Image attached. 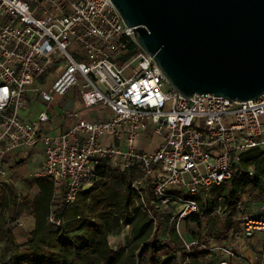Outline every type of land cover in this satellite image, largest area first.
I'll list each match as a JSON object with an SVG mask.
<instances>
[{
  "label": "built area",
  "instance_id": "2783aa9c",
  "mask_svg": "<svg viewBox=\"0 0 264 264\" xmlns=\"http://www.w3.org/2000/svg\"><path fill=\"white\" fill-rule=\"evenodd\" d=\"M125 38L141 49L111 0H0V178L8 176L9 158L38 146L44 161L36 176L53 182L69 204L100 162L137 165L144 177L133 188L149 181L152 204L178 206L179 235L187 248L200 246L183 224L199 212L195 197L242 175V156L264 150V94L244 102L184 98L142 49L122 62ZM74 88L85 108L104 105L112 117L91 122L64 112L75 122L54 134L41 105ZM148 129L161 140L158 150L137 145ZM243 224L237 241L264 235V219ZM208 250L242 260L230 246Z\"/></svg>",
  "mask_w": 264,
  "mask_h": 264
},
{
  "label": "trees",
  "instance_id": "16d2710c",
  "mask_svg": "<svg viewBox=\"0 0 264 264\" xmlns=\"http://www.w3.org/2000/svg\"><path fill=\"white\" fill-rule=\"evenodd\" d=\"M123 42L122 62L141 52L132 40ZM241 167L242 175L194 198L199 212L185 222L196 224L198 230L190 239L201 245L191 248L176 228L179 207L152 204L149 181L139 191L133 188L144 177L137 165L100 162L69 204L64 192L56 194L54 183L46 178H37V194L23 199L7 184L0 195V264H216L212 258L217 254L209 248L233 247L245 217L264 219L245 213L248 204L264 208V150L245 153ZM20 207L35 221L25 243L13 230L21 223L16 216ZM125 228L129 233L124 244L114 249L109 236Z\"/></svg>",
  "mask_w": 264,
  "mask_h": 264
},
{
  "label": "water",
  "instance_id": "95a60500",
  "mask_svg": "<svg viewBox=\"0 0 264 264\" xmlns=\"http://www.w3.org/2000/svg\"><path fill=\"white\" fill-rule=\"evenodd\" d=\"M179 95L264 94V0H111Z\"/></svg>",
  "mask_w": 264,
  "mask_h": 264
},
{
  "label": "crops",
  "instance_id": "0c3cea01",
  "mask_svg": "<svg viewBox=\"0 0 264 264\" xmlns=\"http://www.w3.org/2000/svg\"><path fill=\"white\" fill-rule=\"evenodd\" d=\"M70 94H74V98L80 99L81 105L77 108L75 99L70 97ZM65 101L56 104L54 102L47 106V110L51 116V124L53 126V133L60 134L66 131L75 122L74 118L69 117L65 113L77 112L81 117L91 122L105 121L112 117V112L104 105H98L93 108H85L77 90L72 89L67 96L64 97ZM65 112V113H64ZM161 140L156 139L150 129L144 132L137 142L140 149L146 151L158 150L161 146ZM18 159V160H17ZM44 161V154L40 147H28L24 149L18 157L9 158L6 162L8 167V176L6 178H0V195L2 194L7 184L15 188L20 199L25 198L28 195L35 196L38 192L36 186V174L41 169ZM263 205L248 204L245 210L246 214L253 217L264 218ZM19 223H23V226L14 225V234L20 243H25L30 237V232L35 227L34 218L31 216L30 211L22 207L18 208L16 213ZM129 228H126V234L123 233L124 241L120 242L115 235L109 236V243L114 249H118L125 242V236L128 235ZM188 240L189 237H186ZM233 248L240 255L242 260L229 259L223 255H216L212 258V262L219 264L220 261L228 260L230 264H247L245 261H251L254 263H264V235L262 232L257 231L253 238L242 239L236 241Z\"/></svg>",
  "mask_w": 264,
  "mask_h": 264
},
{
  "label": "rangeland",
  "instance_id": "374dc122",
  "mask_svg": "<svg viewBox=\"0 0 264 264\" xmlns=\"http://www.w3.org/2000/svg\"><path fill=\"white\" fill-rule=\"evenodd\" d=\"M78 88V90H79V88H81L82 87V79L80 78L79 79V86H77ZM72 96V98H74V94H70V97ZM75 100V102H76V106H77V108L81 105V103H80V99L78 98V97H75L74 98ZM55 100H56V104H58V103H62V102H64L65 101V98L64 97H60V96H56L55 97ZM47 108V105H45V103L43 104V105H41V109L42 110H44L45 111V109ZM264 121V120H263ZM161 142V141H160ZM24 224L22 223V226H23ZM21 227V226H20ZM183 232H184V234H186V237H189V236H192V234H195L196 232H197V230H198V228H197V226H196V224H194V223H184L183 224ZM123 233H125L126 234V228L125 229H123V231L120 233V234H115V236L118 238V235H119V237L120 238H118L119 239V241L120 242H122V241H124V236H122V234ZM205 237L206 238H208L209 237V235H207L206 233H205Z\"/></svg>",
  "mask_w": 264,
  "mask_h": 264
}]
</instances>
